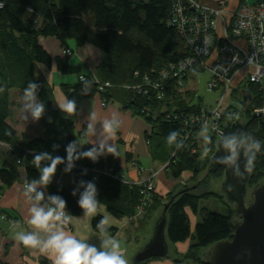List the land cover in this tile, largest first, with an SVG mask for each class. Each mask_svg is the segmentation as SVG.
<instances>
[{"label":"trees","instance_id":"obj_1","mask_svg":"<svg viewBox=\"0 0 264 264\" xmlns=\"http://www.w3.org/2000/svg\"><path fill=\"white\" fill-rule=\"evenodd\" d=\"M0 2L3 3L0 7V143L8 146L4 152L0 151L1 187H8L18 181L21 172L25 184L38 181L40 168L49 164L50 160L42 159L39 167L32 161L34 156L43 152L49 153L52 158L61 157L56 170L68 168L67 146L73 142L76 144L75 120L79 99L92 98L95 95H98L105 105L118 102L123 109L147 122L149 129L145 133L146 143L151 147L152 158L166 164L167 173L172 177L181 176L184 172L194 175L197 171L195 166L203 160L195 138L196 129L192 130L189 140L183 144L180 140L187 117L204 105L193 90L184 89V84L191 74L181 78V86L177 85L175 77L168 76L163 79L161 98H157L155 90L143 94L124 87L126 84L141 83L144 76L150 79L160 76V72L166 69L169 63L192 55L184 46L175 26L168 23L171 0ZM40 37L56 38L61 49H70L72 54L73 49L70 48L69 41H73L77 47L88 44L102 53V59L95 69L85 67V71L81 73L85 76L84 80H79L78 77L77 82L72 85L60 84L66 99L73 100L76 104V111L71 114L53 105L55 85L45 72L53 65L59 71L69 72L72 66L68 59L72 54L67 56L61 53L52 56L41 44ZM219 42L220 39L215 38L213 55L217 54ZM198 72L192 75L195 76ZM96 80L110 81L113 85L104 92H99ZM30 83L37 85L33 93L37 96V103L44 106L38 118L43 130L42 134L37 136L20 131L11 121L10 90L17 88L25 91ZM246 88L252 99L243 103L240 108L243 110L242 123L247 122L253 110L261 105L256 85L247 83ZM229 125H224L223 128ZM218 139L216 135L210 136L206 140L205 149L212 152ZM255 143H259L258 150L255 147L249 148ZM93 148L95 147L88 142L81 148L76 144L74 159L68 168L70 185L55 182L51 177L47 185L37 186V183L34 186L35 191L27 190L28 195L33 198L36 192L43 193L42 200H34L44 207L53 208L55 205L50 197H60L66 202L63 211L72 216L85 214L78 201L88 183H93L96 187L98 204H102L115 217H130L134 214L136 206H142L144 203L143 206L148 212L158 211L156 220L163 210V205L168 203L165 211L168 243L192 240L184 259L209 264L200 257V249L229 238L233 231L231 213L221 214L206 207L198 208L200 198L207 194L205 190L210 179L221 177L222 168L211 171L208 180L201 181L204 175L197 180L195 184L199 181L201 183L195 189L203 190V195L192 192L193 189L188 186L164 202V195L157 193L154 188L145 202L141 200L140 186L126 184L107 173L98 172L110 167L122 170L115 160L111 162L112 154L103 159L98 151L95 161L78 155ZM244 151L255 154L252 165L248 166V185L252 186L264 179V115L247 123L244 130ZM93 168L98 171H93ZM138 168L143 171L141 166ZM188 209L200 215L193 232ZM103 218L99 214L92 218L91 226L94 230H110L103 225L104 231H101L98 226ZM180 261L182 260L175 259L174 263L180 264ZM0 264L6 263L0 260Z\"/></svg>","mask_w":264,"mask_h":264},{"label":"crops","instance_id":"obj_2","mask_svg":"<svg viewBox=\"0 0 264 264\" xmlns=\"http://www.w3.org/2000/svg\"><path fill=\"white\" fill-rule=\"evenodd\" d=\"M199 3L207 6H215L219 0H197ZM224 17L218 22L215 30V38L220 39L224 34V24L228 23L232 13L241 3H250L257 0H223ZM41 44L52 56L61 55V47L58 40L54 37H40ZM243 43L242 40H237ZM73 54L69 57L68 63L72 66L69 72L59 71L55 65L45 72L51 83L55 85L53 95V105L59 107V100L65 98L60 89V84H74L79 75L85 71V67L95 69L96 65L102 59V53L96 48L86 44L77 47L73 41L68 42ZM241 72V71H240ZM238 72L233 79L234 86H238L242 81V74ZM243 73V72H242ZM93 113L95 114L93 116ZM112 122L114 131L109 133L104 128V121ZM91 124V129L88 125ZM20 131L21 128H18ZM149 125L139 116L133 115L130 111L123 109L118 102H109L105 106L101 105L100 98H81L78 102L77 117L75 120V141L79 148L88 142L99 151L100 158L105 159L112 154V163H117L121 167L123 174L130 181L145 177L154 172L153 178L155 191L164 195L157 185L158 178L160 184L167 187L173 182V177L169 178L164 163L155 160L151 155V147L146 143L145 133ZM114 148V151H108ZM143 168L138 172V167ZM66 168L55 170L52 174L55 182H62L70 185V170ZM68 172L69 174H66ZM67 176V177H66ZM21 172L20 179L8 187H1L0 183V260L6 264H53L54 251L44 249L43 242L53 231H64L67 234L83 238L89 245L95 246L101 250V245L106 236H110L120 243L123 255L127 264H175V259L182 260L180 264H196V262L184 259L192 240L187 239L183 242L168 243V253L162 258H150L141 262L135 261V255L149 240L152 234L155 218L158 211L148 212L144 206H136L134 214L130 217H115L110 214L102 205H97V211L92 215H68L70 219L65 222L63 217L61 221H51L50 231L37 228L29 223L31 219V207L43 205L37 203L31 198L27 189L23 186L24 178ZM155 179V180H154ZM65 181V182H64ZM37 186H42L37 184ZM187 213L190 218V225L198 221L197 216ZM107 217L106 227L110 230L98 232L91 226V220L96 215ZM192 231V230H191ZM138 232L142 234L138 235ZM20 233H34L40 244L37 246H25L17 239ZM212 245L201 248L199 255L205 261H208L209 250ZM184 259V260H183Z\"/></svg>","mask_w":264,"mask_h":264},{"label":"built area","instance_id":"obj_3","mask_svg":"<svg viewBox=\"0 0 264 264\" xmlns=\"http://www.w3.org/2000/svg\"><path fill=\"white\" fill-rule=\"evenodd\" d=\"M2 5L3 3L0 2V7ZM224 13L223 0H219L215 6L203 5L197 0H171L168 23L175 26L184 46L191 51L192 55L169 63L167 68L160 72V76L157 75L151 79L144 76L141 83L124 85L125 88L143 94L155 90L157 98H161L163 96L161 94L162 80L168 76L177 78V85L181 86L183 76L203 70L209 72L206 86L209 90H220V95L214 106L202 105L186 120L183 118L185 129L180 136L181 144L191 138L193 129H196L195 138L199 144L201 141L206 142L212 135L220 136L224 125L242 122L241 112L243 110L234 107L232 102L227 103L224 100L226 96H230L236 99V104L242 107L243 103L247 102L242 101V90H247V83L256 85L260 96L261 105L255 108L253 113H264V0L241 3L238 6L230 16L229 22L224 24V34L217 46V54L213 55L215 30L218 22L223 19ZM239 39L243 43H238ZM61 53L69 56L72 51L61 49ZM243 69H247L248 76L242 79L238 86H234V76ZM84 78L83 74L79 76V80H84ZM95 82L99 92H104L113 85L110 81L99 82L96 80ZM239 86H241V90L237 92L236 89ZM238 99L242 102H239ZM251 99L250 94L248 101ZM101 105L105 106L103 100H101ZM194 151L195 148L192 149V152ZM92 170L95 171L96 168ZM98 172L107 173L120 182L140 186L142 201L149 199L155 188L153 178L156 173L154 172L134 181L127 179L122 170H115L113 167ZM138 172H142V169L138 168ZM24 187L26 188L25 183Z\"/></svg>","mask_w":264,"mask_h":264},{"label":"water","instance_id":"obj_4","mask_svg":"<svg viewBox=\"0 0 264 264\" xmlns=\"http://www.w3.org/2000/svg\"><path fill=\"white\" fill-rule=\"evenodd\" d=\"M243 102L250 99L247 90H242ZM264 115L261 112L252 113L245 123H234L222 129L216 148L210 156V163L201 181L208 180L211 171L222 168L228 178V189L233 192L236 211L240 214L239 222L233 223L230 237L216 242L209 250V264H264V182L255 184L250 191V202H245L248 188V164L244 151V130L247 123L254 118ZM235 134L238 141L237 155L234 162L224 158L231 155V151L223 146V138ZM198 168V164L195 169ZM192 185L197 188L201 183ZM190 189V188H187ZM155 220L151 237L135 255V261L141 262L150 258H162L168 253V241L165 233L166 208Z\"/></svg>","mask_w":264,"mask_h":264},{"label":"clouds","instance_id":"obj_5","mask_svg":"<svg viewBox=\"0 0 264 264\" xmlns=\"http://www.w3.org/2000/svg\"><path fill=\"white\" fill-rule=\"evenodd\" d=\"M37 87L36 84L30 83L28 89L25 90V99L31 100L34 96L33 89ZM59 107L65 113L71 114L76 111V104L73 100H67L66 97L59 100ZM31 108V115L33 119H38L43 110L44 106L42 103H37L35 105H28ZM95 114L93 113V116ZM92 125L89 124L88 128L91 129ZM104 128L111 133L114 131L112 122L105 120ZM175 135V134H173ZM223 146L231 151V155L225 157L224 159L229 162H234L237 155L238 141L235 134L229 137L223 138ZM255 147L259 149V143L250 145L249 148ZM75 142L70 143L67 146V159L69 161L68 168L71 167V161L74 159L73 153L75 151ZM108 151H114V148H109ZM205 154H208V149H205ZM247 164L252 165L255 154H249L246 151ZM79 156H86L95 160L98 155V150L93 148L92 150L84 151L78 154ZM42 159H49L50 163L46 166L40 168V177L38 181H32L26 184V188L29 192L35 191V184L47 185L51 180L52 174L56 170V166L61 162V157L57 156L55 158L50 157L49 153L43 152L39 155L34 156L33 164L37 167L40 166V161ZM65 169V171L68 170ZM96 187L93 183H88L85 191L82 193L80 200L78 201L79 206L85 210V215L95 214L97 211L98 201L96 199ZM36 201L43 199V193L36 192L33 197ZM50 200L55 205V207H39L33 206L30 209L31 219L29 223L37 228L45 229L50 231L52 228L51 221H59L63 217V220L67 222L70 217L66 215L63 211L65 208V200L57 196L50 197ZM107 223V217H104L99 222V227L101 231H104L103 225ZM17 239L21 241L25 246H37L41 242L38 240L34 233H20ZM44 249H52L54 251L53 264H127V260L123 255V250L121 249L120 243L110 236H106L102 242L101 250H97L95 246L89 245L85 240L77 238L71 234H67L62 230L57 228L53 231L51 235L48 236L47 240L43 242Z\"/></svg>","mask_w":264,"mask_h":264},{"label":"rangeland","instance_id":"obj_6","mask_svg":"<svg viewBox=\"0 0 264 264\" xmlns=\"http://www.w3.org/2000/svg\"><path fill=\"white\" fill-rule=\"evenodd\" d=\"M240 74H242V78L245 79L248 76L247 69L240 70ZM243 72V73H242ZM209 72L207 70H203L198 72L195 76L191 75L187 78L184 89H190L193 90L197 96H199L202 100V104H204L206 107H212L214 106L216 100L218 99L220 95V90H209L206 86V83L209 79ZM241 86H239L236 91L240 92ZM26 92L13 88L10 90V97H11V121L12 123L17 127L21 128V130H24L26 134H29L31 136H37L42 134V126L38 119H33L31 115V108L28 107V105H35L38 102L36 94H34L33 98L31 100L25 99ZM98 96V95H96ZM99 97V96H98ZM100 98V97H99ZM101 101V99H100ZM224 102L227 103H233L234 107L241 108L240 105L236 104V99L231 98L230 96H226ZM219 138V136H218ZM205 141H201L199 143V150L201 153V157H203V160L198 164V168L194 175L192 176L191 172H184L181 174V176H175L173 177V182L167 187L164 184H160V181L158 178L155 180L157 181V185L160 188L161 191H164V202L167 201V199L178 193L179 191L183 190L185 187H191L194 185L198 179L202 178V176L205 174L209 163H210V156L214 152H208V154H205ZM8 146L4 143H0V151L4 152ZM166 168V167H164ZM250 167H248L249 169ZM66 174H69L66 172ZM168 174V177L171 178L172 176ZM67 177V176H66ZM264 181V179H261L259 182ZM65 182V181H64ZM258 182V183H259ZM228 178L225 177V175L222 173L221 177L219 178H211L208 184L207 190L205 192L207 193L205 197H201L198 203V208L206 207L210 211L218 212L221 214H228L231 213L232 215V221L233 223L239 222L241 219L240 214L236 211V203L234 202L233 192L228 189ZM257 184V183H256ZM255 185V184H254ZM249 186L247 188V191L245 193V202H250V191L251 188L254 186ZM24 186V183H23ZM192 192L203 195V190H197L193 189ZM188 212H191L188 209ZM191 215H195L198 218V221L200 220V215L197 212L196 214L191 212ZM197 221V222H198ZM194 225L192 221L191 230L194 231ZM138 235H140V238L142 237V234L138 232ZM196 264H199L196 262Z\"/></svg>","mask_w":264,"mask_h":264},{"label":"flooded vegetation","instance_id":"obj_7","mask_svg":"<svg viewBox=\"0 0 264 264\" xmlns=\"http://www.w3.org/2000/svg\"><path fill=\"white\" fill-rule=\"evenodd\" d=\"M240 123H242V122H240Z\"/></svg>","mask_w":264,"mask_h":264}]
</instances>
